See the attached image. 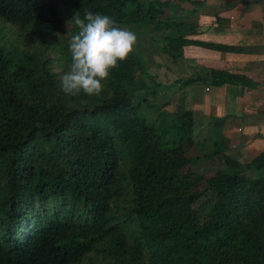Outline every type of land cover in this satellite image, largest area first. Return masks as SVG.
<instances>
[{"label":"trees","instance_id":"16d2710c","mask_svg":"<svg viewBox=\"0 0 264 264\" xmlns=\"http://www.w3.org/2000/svg\"><path fill=\"white\" fill-rule=\"evenodd\" d=\"M148 4L0 0V264H78L99 245L108 264H264V175L245 177L222 159L198 178L187 155L196 144L195 115L177 111L170 146V114L158 113L157 103L179 83L254 84L215 68L156 82L145 70L143 37L177 61L166 42L194 30L161 20ZM61 8L70 38L78 31L73 14L83 18L85 10L137 37L99 95H66L50 66L56 60L63 75L71 62L69 41L52 33ZM44 30L52 59L30 40ZM220 122L208 118V139L196 144L208 160L225 149ZM246 167L264 172V149Z\"/></svg>","mask_w":264,"mask_h":264},{"label":"crops","instance_id":"0c3cea01","mask_svg":"<svg viewBox=\"0 0 264 264\" xmlns=\"http://www.w3.org/2000/svg\"><path fill=\"white\" fill-rule=\"evenodd\" d=\"M261 1L264 0L208 3L207 11L197 15L195 26L189 27L194 32L183 41L182 60L173 61L177 68L171 81L196 75L202 68H215L242 75L254 84L179 83L175 86H182L183 95L187 91L184 107L193 112L195 123L204 126L202 131L206 128V135L209 132L207 119L221 118L219 132L226 143L222 153L234 159L242 155L244 162L264 149V3ZM194 41L233 46L236 50L208 49ZM188 51H191V63L185 56ZM222 153L217 159H221Z\"/></svg>","mask_w":264,"mask_h":264},{"label":"rangeland","instance_id":"374dc122","mask_svg":"<svg viewBox=\"0 0 264 264\" xmlns=\"http://www.w3.org/2000/svg\"><path fill=\"white\" fill-rule=\"evenodd\" d=\"M149 1V8L151 11L157 12L161 20H164L166 22H172L173 25L176 24H181V25H186L187 27L192 28L195 26V17L199 14H201L203 11H207L208 3L210 5L214 4H219L221 2L218 1H212V0H203L202 6L195 7L191 6L186 0H148ZM263 4L264 1H261ZM61 5V2H60ZM61 7V6H60ZM195 10V11H194ZM194 13H193V12ZM192 12V13H191ZM185 27V26H184ZM186 27V28H187ZM40 30H43L42 27L39 28ZM70 23L66 19L65 11L61 8L60 10V15L58 17V24L56 25V29L52 30L53 37H63L69 41L70 39ZM47 30H44L43 32L39 34H34L32 35L33 38L30 40H33V44L35 48H40L44 49L43 53L47 56V58L52 59L55 56V53L50 50L49 45H46V42L43 43L44 40H52V36L48 33H46ZM144 38V39H143ZM141 44V50L145 54L146 61H145V70L147 71V74L153 77V79L156 82H162V83H168L172 79L175 78L176 74V68L177 65L175 62H173L168 54L165 53H159L156 52L152 49L153 43L149 41L146 37H143ZM141 39V38H140ZM28 40V39H25ZM183 41L182 42H170L167 41L166 45L168 46V49L171 51V53L178 59L182 60V55H184V51H182L183 47ZM186 45H189L187 42ZM191 51H188L186 53V57L188 58V62H192L191 58ZM56 56L58 53H56ZM51 68L52 70L57 74V79H60L62 76L61 68L56 65V60H54L51 63ZM197 69L199 68L197 65H195ZM69 69V66H67ZM190 67V66H189ZM203 69V68H202ZM201 69V70H202ZM176 85L171 86L170 90L166 95H164L160 101L157 103L160 106V110H158V113L160 111H165L167 114H170V123L168 125L169 128V136H168V141L170 146L174 144V127L175 124L178 121L177 117V111L185 109L184 104L185 100L188 97V93L186 91L185 95L184 91L182 90V86H177ZM175 87V88H174ZM174 88V90H173ZM190 104V103H189ZM188 108V106H186ZM157 113V114H158ZM154 117V116H153ZM202 127L198 123H195V135H194V142L197 144L201 140H207V135L204 130L202 131ZM192 145L188 150H187V155L193 158V162L190 165V169L193 170L198 178L203 179L206 176L211 175L216 168H218L223 162L222 159H224L226 162L224 164H227V168H236L238 172L245 176V177H252V176H259V175H264V172L262 171H253L250 167H246L249 161L244 162V157L241 158L237 157L234 159L233 157L229 156V154L220 155L219 158L220 160L217 159L218 156L216 157L215 160H208L206 158L202 157L203 150L199 149L197 146ZM233 158V159H232ZM236 164L235 166H233ZM239 165V166H238ZM87 257H84L83 260L78 263V264H108V259L104 256V250H103V245H99L97 247V250H93L91 253L87 254ZM90 258V259H89Z\"/></svg>","mask_w":264,"mask_h":264},{"label":"clouds","instance_id":"9594fccd","mask_svg":"<svg viewBox=\"0 0 264 264\" xmlns=\"http://www.w3.org/2000/svg\"><path fill=\"white\" fill-rule=\"evenodd\" d=\"M71 20L78 31L68 42L71 62L60 77L61 90L69 96L99 95L109 70L128 57L137 37L104 14L85 10L83 18L74 13Z\"/></svg>","mask_w":264,"mask_h":264}]
</instances>
